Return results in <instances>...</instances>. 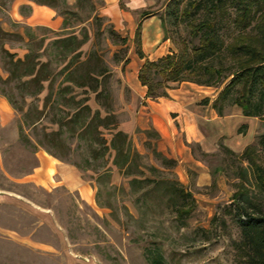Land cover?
Returning a JSON list of instances; mask_svg holds the SVG:
<instances>
[{
	"label": "rangeland",
	"instance_id": "rangeland-1",
	"mask_svg": "<svg viewBox=\"0 0 264 264\" xmlns=\"http://www.w3.org/2000/svg\"><path fill=\"white\" fill-rule=\"evenodd\" d=\"M27 1L31 0H0V27L4 31L22 32L11 16L18 6L19 13L29 17V6L24 5ZM117 1L116 6L106 7L102 0H82L80 4L61 0L58 8L47 7L30 21L34 26L29 25L33 33L29 42L13 34L0 36V264H246L239 249L240 228L232 200L243 183V172L249 179L243 184L248 187L251 182L250 166L239 157L243 152L231 155L225 149L232 150L222 141L211 153L192 145L194 158L206 167L211 181L198 185L194 170H188V177L183 178L176 163L174 166L169 158L158 154L152 131L135 129L127 134L121 130V124L130 120L135 110L123 78L130 62L129 51L136 50L135 26L152 14L163 21L173 54L198 46L202 33L192 36L190 24L212 19L224 47L206 64L228 69L225 74L233 72L236 62L227 46L240 33L258 36L259 14L255 13L256 20L246 31L237 29L233 20L244 4L254 14L260 1L222 0L217 15L208 10L211 0ZM63 9L70 13L65 28L59 14ZM57 19V28L46 24ZM69 35L86 41L68 79L88 86H72L71 92H62L61 87L70 82H64L65 74L57 73L70 57L62 60L52 42ZM28 47L39 55L38 61L47 63L42 74L53 76L48 100L49 79L42 82L43 89L36 95L38 85L30 77L11 76L13 61L23 60ZM19 68L20 76L25 65ZM230 79L222 78L217 90ZM95 86L97 92L102 91L99 97L89 89ZM235 96L233 92L228 96L224 112L234 107ZM70 97L92 111L99 110L102 117L115 115L118 130L130 140L124 169L113 163L114 151L92 157L93 149H100L90 139L93 131L77 138L65 125L58 132V123L77 109ZM263 133L264 121L253 118L255 163L262 167L264 149L258 141ZM102 135L110 141V132L104 130ZM43 160L69 166V178L79 182V188L61 183L59 173L52 169L48 176L43 171L35 176ZM133 179L139 182L132 184ZM84 189L91 192L88 198ZM177 189L191 198L181 197ZM253 192L257 193L250 190L251 195ZM192 204L188 214L179 216L180 207L187 210Z\"/></svg>",
	"mask_w": 264,
	"mask_h": 264
},
{
	"label": "trees",
	"instance_id": "trees-1",
	"mask_svg": "<svg viewBox=\"0 0 264 264\" xmlns=\"http://www.w3.org/2000/svg\"><path fill=\"white\" fill-rule=\"evenodd\" d=\"M31 1L40 6L56 9L61 0ZM257 1H260V5L254 10V14L253 9L250 8L249 5L244 4L240 9V13L233 20V25L237 29L246 31L251 26L252 22L256 20L255 13L259 14L257 18L259 22L256 25L258 36L250 37L240 33L238 37L227 46L231 58L236 62V70L229 72V74H225L228 69L226 70L222 67L206 64L213 56L217 55L223 49L224 43L217 37L216 24L213 23L212 19H205L197 24L193 23L189 25L191 27L190 32L192 36L197 37L198 34L202 33L198 46L190 50V52L186 49H182L177 54H173L172 52L156 61H144L138 72V80L142 86L146 87V96L152 99L165 97L167 96V89L181 82H191L199 86L219 88L218 84L221 83L222 78L226 79L231 77L230 81L220 91L213 103V107L217 110V113L219 115L223 114V106L228 96L233 92L236 95L232 100L233 106L239 107L246 117L258 118L264 121V0ZM80 2H82V0H77L78 4H80ZM221 2L222 0H211L208 10L217 15L222 4ZM28 11L30 12L31 8L28 7ZM59 12L63 17L62 24L63 28H65L68 24L66 16L70 13L66 9L60 10ZM17 26L22 32L9 33L0 27V36L6 37L13 34L12 36L22 41L26 39V42H29L30 39L33 38L31 27L18 24ZM85 41L84 37L78 39L75 35H69L64 38H57L52 42V45L59 50V55L62 60L70 57L67 63L57 73L61 75L65 74L64 82H70L69 85L61 87L60 90L62 92H71L73 90L72 86L78 88L88 86L84 82L78 83L72 79H68V77L72 75L70 68L75 59L80 57V52L78 51ZM133 41L136 47V54L140 59H143L144 54L141 50L140 23L136 27ZM38 58L39 55L28 47L23 60L17 59L13 61L11 76L19 79L21 77H30V80L38 85L37 92L35 93L36 95L43 89L42 82L49 79L51 87L48 90L46 98L48 100L51 98L53 92V76L49 75V73L45 75L42 74L47 63L38 61ZM21 65H25V68L23 69V73L19 76V66ZM99 75H102V72L99 73ZM88 76L92 81L95 80L90 74H88L87 77ZM197 76H206L208 79L201 81L195 78ZM89 89L95 92L96 97H99L102 92L101 90L97 92V86H95V88L89 87ZM70 99L75 102L77 109L74 110L70 116L67 115L66 121L58 123V132H60L61 127L65 125L70 127V133L77 138H82L93 131V134H90L92 135L90 139H92L93 143L99 145L100 151L98 149H93L92 157L99 158L110 153V151H114L113 163L120 169H124L129 159L130 140L127 134L118 130L115 115L107 113L102 117L99 110L92 111L85 103L83 104L79 101H75L73 97H70ZM206 103L207 101L204 102V104ZM104 130L110 132L111 139L109 142H107L102 135ZM152 132L155 136V140H157V133L154 131ZM258 143L260 147L264 149V133L261 135ZM225 150L231 155L236 156L234 152L228 149ZM254 153L255 147L248 146L239 156L241 159L246 160L250 166L251 182H249L248 187L243 184L249 181V179H245V172H243L241 175L243 183L234 193L232 200L234 203V217L240 228L241 242L239 244V249L243 253L245 262L246 264H264V167L255 163ZM167 160L175 166V160ZM137 182H139V180H132V184ZM252 189H255L257 193L253 192V195H251L250 190ZM176 193L181 197L191 198L183 189H177ZM193 207V204L190 205L187 210H184L185 207H180L177 212L179 216H182L183 214H188ZM150 264L164 263L160 261H151Z\"/></svg>",
	"mask_w": 264,
	"mask_h": 264
},
{
	"label": "crops",
	"instance_id": "crops-1",
	"mask_svg": "<svg viewBox=\"0 0 264 264\" xmlns=\"http://www.w3.org/2000/svg\"><path fill=\"white\" fill-rule=\"evenodd\" d=\"M102 1L107 5L106 7L116 6L118 2L117 0ZM25 4L31 8L30 16L24 18L19 13L18 6H15V12L11 16L13 23L34 26L30 21L36 20L39 13L49 9L31 1ZM58 22H60L58 19L49 20L46 24L56 27ZM139 23L144 58L140 59L136 50L129 51L130 62L125 68L123 84L129 90L130 102L135 106V110L131 119L121 124V130L127 134H131L135 129L143 132L154 131L158 135L155 141L157 151L175 160L180 175L187 178V171L194 170L199 176L198 185H208L211 181L209 172L203 163L194 158L191 146L197 145L201 152L211 153L216 150L218 141H222L232 152H243L246 147L253 146V117L244 116L237 106L225 112L223 109V114L219 115L213 103L220 89L218 91V88L199 86L191 82L172 85L167 89L165 97L148 98L146 87L138 80V72L145 60L156 61L171 54L173 47L163 32L162 21L157 14H152L143 21L140 19L137 25ZM1 104L6 105L5 102ZM55 162L43 160L35 169L34 175H37V171H43V174L48 176L52 169L59 173L61 183L66 185L68 183L69 188L78 189L80 183L72 182L69 178L71 168ZM84 193L88 198L91 192L84 189Z\"/></svg>",
	"mask_w": 264,
	"mask_h": 264
}]
</instances>
